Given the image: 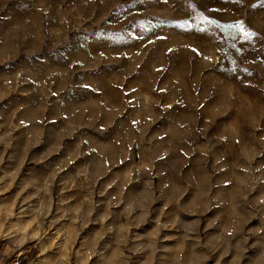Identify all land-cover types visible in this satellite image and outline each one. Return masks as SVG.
Returning a JSON list of instances; mask_svg holds the SVG:
<instances>
[{"label":"rangeland","instance_id":"rangeland-1","mask_svg":"<svg viewBox=\"0 0 264 264\" xmlns=\"http://www.w3.org/2000/svg\"><path fill=\"white\" fill-rule=\"evenodd\" d=\"M264 264V0H0V264Z\"/></svg>","mask_w":264,"mask_h":264},{"label":"built area","instance_id":"built-area-1","mask_svg":"<svg viewBox=\"0 0 264 264\" xmlns=\"http://www.w3.org/2000/svg\"><path fill=\"white\" fill-rule=\"evenodd\" d=\"M6 264H22V260H21L20 256H17L15 258H12L11 260H9Z\"/></svg>","mask_w":264,"mask_h":264}]
</instances>
